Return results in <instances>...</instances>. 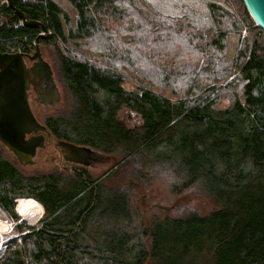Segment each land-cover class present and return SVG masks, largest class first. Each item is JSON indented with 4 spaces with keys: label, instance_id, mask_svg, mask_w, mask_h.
<instances>
[{
    "label": "trees",
    "instance_id": "16d2710c",
    "mask_svg": "<svg viewBox=\"0 0 264 264\" xmlns=\"http://www.w3.org/2000/svg\"><path fill=\"white\" fill-rule=\"evenodd\" d=\"M65 1L76 12L74 26L54 0H12L27 20L44 23L51 41L98 37L101 43L103 62L58 52L71 102L64 113L44 120L50 134L119 157L114 165H127L132 184L166 177L171 193L198 187L219 207L207 215L155 216L149 226L139 221L135 229L124 183L93 184L92 177L87 185L69 168L26 174L0 156V208L20 233L19 241L5 245L0 264H264V31L243 0L242 12L237 10L252 36L235 63L245 81L243 102L216 86L233 68L219 55L225 37L240 28L216 4L208 9L218 30L201 39V32L167 22L145 0H138L144 8L139 13L134 7L128 11L133 0ZM0 14L8 21L0 27L3 43L23 48L19 37L34 39L40 30L17 26L18 14L6 3ZM122 33L133 39H120ZM178 44L191 54L177 51ZM132 51L142 55L140 64ZM167 60L165 70L161 65ZM200 61L206 65L199 67ZM124 67L141 68L142 74L136 73L149 84L157 75L162 87L177 85L183 95L171 100L144 84L133 92L125 87ZM211 91L214 95L206 96ZM222 101L228 105L219 109ZM122 108L140 116L138 127L118 118ZM18 197L44 209L41 228L14 211ZM112 200L117 205L106 207ZM16 208L22 213L23 204L17 201Z\"/></svg>",
    "mask_w": 264,
    "mask_h": 264
},
{
    "label": "rangeland",
    "instance_id": "374dc122",
    "mask_svg": "<svg viewBox=\"0 0 264 264\" xmlns=\"http://www.w3.org/2000/svg\"><path fill=\"white\" fill-rule=\"evenodd\" d=\"M64 11L68 14L70 17L71 24L74 26L75 20L77 18L75 10L71 7V5L66 2L65 0H54ZM148 4L151 5V7L161 16L163 17L167 22L170 23H176L180 22L184 25H190L195 30L201 32L202 35H200L201 39L203 37H206L205 34L207 33H214L218 30V25L216 21L213 19L209 9L208 5L210 3L216 4L217 6L221 7L222 9L226 10L230 14H232L238 21L240 28L237 29H231L228 31L226 37H225V48L223 52H221L219 55L224 58V61L228 65H232L233 68L231 72L226 76L220 79L219 82H217L216 86L217 89L221 87L228 88L233 91V94L237 96L238 100L240 102H243L242 97V90H243V84L244 80L242 79L239 68H236L235 63L239 62L240 57H238V52L242 50L243 44L245 41L247 44H250V40L252 39L250 35V29L248 25L245 23L246 19L242 14H239L240 12L237 9H241L242 0H237L236 5L231 0H168L171 4L170 7L158 4L157 0H145ZM6 3L5 0H0V5ZM177 3L179 5H177ZM167 4V3H166ZM163 7V8H161ZM177 6V7H176ZM135 8V10L138 12L140 9L142 12H144V8L142 5H140L138 0H133L130 5H128V11L130 13H133L131 8ZM166 7V8H165ZM171 10V11H170ZM242 12V9H241ZM139 13V12H138ZM192 13H194L192 15ZM98 18V16H96ZM99 19V18H98ZM7 19L3 18L0 14V27L5 26L7 23ZM123 23V22H121ZM21 24V21L16 24L17 26ZM119 24V22H115L113 25ZM15 25V26H16ZM22 25V24H21ZM103 25H107L106 22H103ZM256 25V24H255ZM41 30V29H40ZM67 28H65L66 32ZM52 34L51 31H48V35L50 36ZM209 34V35H210ZM102 38L106 37V32L100 33ZM120 39L123 40H131L133 39V35L128 33H122L119 34ZM50 38V44L48 42H45V44L42 46L43 49H45L46 57L49 59V62L51 63V67L53 68L54 75H55V81L58 85V92H59V99L56 101L55 105L50 108H41V107H34V113L37 117V119L40 122H44V120L47 117L53 116V115H60L64 113L69 108L70 101V92L68 90L67 84L65 80L63 79L60 69H59V63H58V52H62L65 55H72L75 57H82L87 58L91 61H99L103 62L104 58L99 53L101 51V43L98 37L96 39H70L67 38L66 40L56 37L55 41H51ZM10 47H12L10 45ZM141 50V49H140ZM181 51L183 54H191L190 50L184 49V47L177 45V51ZM144 52V50H141ZM178 52V53H179ZM152 56V53H147V55ZM131 57L138 62V64L141 63L142 55L136 54L132 51ZM153 57V56H152ZM151 57V58H152ZM170 63V60H167L165 63L161 65V67L167 69V66ZM205 61H200V66H205ZM143 71L141 68L130 69L128 67L123 68V72L127 74L126 77V83L125 87L127 89L133 91V92H139L140 91V85L144 84L147 86H151L152 89L158 93H161L162 95L166 96V98H170L171 100H175L177 98H180L182 94V91L179 86L172 85L171 83L169 85H165V87H162L160 83V80L158 79V76H155V81H150L152 84L146 83L145 78H141L136 72H140L142 74ZM153 71V70H152ZM152 71L149 73L152 74ZM190 86V85H189ZM188 86V88H189ZM163 88V89H160ZM214 95V92L211 91L206 94V96L211 97ZM228 105L227 101H222L218 103V108H225ZM117 116L119 119L124 121V123L129 127H138V125L141 123L140 116L135 114L134 112L122 108L118 111ZM104 154V153H103ZM109 158L108 161L103 162L95 171L92 172V177L96 180L100 176H105L107 179L103 180L105 181L106 185L115 186L120 185L121 183H124V190L128 193V201H129V209L132 212V216L134 220V228H138V222L142 221L146 226H149L151 220L155 217H174V216H185L191 213H195L199 215H207L210 212L214 211L219 207L218 202L216 200H213L212 198L206 196L202 193V191L198 187L191 188L189 190H185L183 193L176 195L171 193L170 191V183L167 181L166 177L164 178H158L152 181L151 184H147L146 182H138L132 184V182L128 179V173L130 172L126 166H122L121 162L120 164L114 165L117 161H119V157L116 156H109L106 154ZM0 156L5 157L7 160L11 161L13 164H15L21 171H23L26 174H45L50 171H55L56 165L55 163L50 159L51 157L47 158V161L45 163H36L34 166H22L18 164L11 156L6 152L4 147L0 146ZM118 165V166H117ZM118 168V169H117ZM114 172V175L111 177H108L111 172ZM107 174V176H106ZM130 179H133L132 177H129ZM131 182V183H130ZM130 185V186H129ZM16 201L21 202L24 206L29 202L36 203L39 207L40 205L34 201L33 199H24V197H18ZM114 201V200H112ZM121 203V202H120ZM154 203H161L162 205L168 206V210H161L158 207L155 206H149ZM106 207H113L116 206V201L112 202L111 204L109 202H105ZM98 210V209H97ZM41 211V207L39 209V212ZM3 212V211H2ZM24 213V212H23ZM6 214V213H4ZM7 215V214H6ZM6 215H3L0 212V256L3 253L5 245L11 241V240H17L19 241L20 233L13 227L14 222L10 220H7ZM8 216V215H7ZM7 221V223L5 222ZM30 226L35 227L36 229L42 227V223L40 222H34L31 223ZM92 227L91 225H87L88 231ZM84 237L87 234H83ZM88 238H90L89 235H87ZM86 238V237H85ZM147 239H149L147 237Z\"/></svg>",
    "mask_w": 264,
    "mask_h": 264
},
{
    "label": "flooded vegetation",
    "instance_id": "af4514ba",
    "mask_svg": "<svg viewBox=\"0 0 264 264\" xmlns=\"http://www.w3.org/2000/svg\"><path fill=\"white\" fill-rule=\"evenodd\" d=\"M27 27L38 28L37 26ZM3 41L5 40L0 38V72L3 69L1 61L4 59L5 55L16 53L9 51L7 47H10V45H8V43H3ZM45 42H48L49 44L51 43L50 36L39 35L35 38V43L33 46H25L20 51V53H23V55L22 67H20L18 71V75H20L19 82L20 86L22 85L23 89L26 92V95L28 96V100L30 102L33 113L34 107L50 108V106L48 105V102L50 100L48 95L51 90V85L56 84L53 68L51 67L49 59L46 57L45 49H43L42 47ZM14 75L15 73H12V71L6 72L4 76H1L0 74V97H5L7 101L8 93H6V90L9 86V80ZM56 86L58 87L57 84ZM34 116L36 120H38L35 113ZM5 117V114L0 115V124L4 123L7 120H4ZM38 122L40 121L38 120ZM40 123L43 124L42 122ZM24 134L25 138H34L38 143L35 154L32 157V161L28 164L21 163L17 159L13 151L9 150V148H7L6 144H4L3 141H0V146L4 147L11 158H13L18 164L22 166H34L38 162L45 163L47 161V158L51 157L50 159L55 163L57 170H64V168H69V170H71L73 173H76L78 179H81L82 182L90 185L91 183H89V181L92 180V172L95 171L101 164H103V162L109 160L108 156L101 152H96L95 155H85L77 152L74 156H70L68 150L62 144V141L64 140L55 138L53 135L48 134L46 130L43 129L32 128L31 131ZM105 179L107 178L102 175L97 178L93 184L99 183Z\"/></svg>",
    "mask_w": 264,
    "mask_h": 264
},
{
    "label": "water",
    "instance_id": "95a60500",
    "mask_svg": "<svg viewBox=\"0 0 264 264\" xmlns=\"http://www.w3.org/2000/svg\"><path fill=\"white\" fill-rule=\"evenodd\" d=\"M5 1L7 6L18 14L19 20L23 26H37L43 31L44 35H48V30L44 26V23L27 20L22 12L17 10V8L15 9L12 0ZM242 2L248 12L247 14H249L254 23L264 31V0H243ZM22 55L23 53L18 51L14 54H6L1 61L3 67V73L2 71L0 72L1 76H4L8 71H12L15 75L11 77L10 80L8 79L9 86L6 90V93H8V101L5 97H0V115L5 114L6 117L4 120L7 119L4 123L0 124V141H3L7 148L13 151L21 163L28 164L32 161L38 143L34 138H25L24 133L31 131L32 128L46 130L48 134H50V132L45 125L36 120L28 96L22 85L20 86V75H18V71L20 67H22ZM48 97L50 99L48 105L50 107L54 106L59 99V92L56 84L51 85ZM62 142L70 156H74L77 152L85 155H95L96 152H98L88 146L75 145L67 141ZM151 206H157L164 210L169 208L162 204L157 205V203Z\"/></svg>",
    "mask_w": 264,
    "mask_h": 264
},
{
    "label": "crops",
    "instance_id": "0c3cea01",
    "mask_svg": "<svg viewBox=\"0 0 264 264\" xmlns=\"http://www.w3.org/2000/svg\"><path fill=\"white\" fill-rule=\"evenodd\" d=\"M39 202V201H38ZM40 203V202H39ZM41 204V203H40ZM16 205H17V201L15 199V205H14V211L18 214V216H20V218L24 221H26L27 224L31 225V223H34V222H38V220L40 219V217L42 216L43 214V211L44 209L41 208V211L38 212V210H35V209H31L29 211H27V214L26 213H23V210L22 213H20L17 208H16ZM42 205V204H41ZM23 209V208H22ZM3 210L0 208V212L3 214V215H6L4 214L5 212H2ZM39 213V214H38ZM34 216V217H33ZM7 217V220L8 219V216L6 215ZM33 217V218H32ZM35 218V219H34ZM7 223V221H5Z\"/></svg>",
    "mask_w": 264,
    "mask_h": 264
},
{
    "label": "built area",
    "instance_id": "2783aa9c",
    "mask_svg": "<svg viewBox=\"0 0 264 264\" xmlns=\"http://www.w3.org/2000/svg\"><path fill=\"white\" fill-rule=\"evenodd\" d=\"M19 25H21V24H19ZM39 35H44V33H43V31L42 30H39V32H37L36 34H35V38L37 37V36H39ZM22 38V39H21ZM35 38L33 39V38H29L28 36H23V37H19V39H20V41H22L23 42V46L25 47V46H29V47H31V46H33L34 45V43H35ZM23 47V48H24ZM7 49L9 50V51H11V52H20L21 50H22V47L20 46V45H17V46H13V47H7Z\"/></svg>",
    "mask_w": 264,
    "mask_h": 264
},
{
    "label": "bare ground",
    "instance_id": "6f19581e",
    "mask_svg": "<svg viewBox=\"0 0 264 264\" xmlns=\"http://www.w3.org/2000/svg\"><path fill=\"white\" fill-rule=\"evenodd\" d=\"M157 2H158V4H161V5H164V6H167V7H170L171 6V4H170V2L168 1V0H157ZM167 3V4H166ZM177 5H179L178 3H177ZM160 6V5H159ZM161 7V6H160ZM177 7V6H176ZM161 8H163V7H161ZM166 8V7H165ZM164 9V8H163ZM171 11V10H170ZM194 13H192V15H193ZM31 209H35V210H38V212H39V209H40V207L36 204V203H34V202H31V201H29L25 206H24V210H23V212L24 213H26L27 214V211H29V210H31ZM39 214V213H38ZM34 217V216H33ZM32 217V218H33ZM35 219V218H34Z\"/></svg>",
    "mask_w": 264,
    "mask_h": 264
}]
</instances>
